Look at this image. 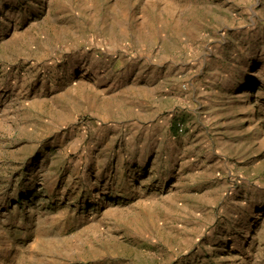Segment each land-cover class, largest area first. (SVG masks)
I'll return each mask as SVG.
<instances>
[{"label": "rangeland", "instance_id": "rangeland-1", "mask_svg": "<svg viewBox=\"0 0 264 264\" xmlns=\"http://www.w3.org/2000/svg\"><path fill=\"white\" fill-rule=\"evenodd\" d=\"M0 264H264V0H0Z\"/></svg>", "mask_w": 264, "mask_h": 264}, {"label": "built area", "instance_id": "built-area-1", "mask_svg": "<svg viewBox=\"0 0 264 264\" xmlns=\"http://www.w3.org/2000/svg\"><path fill=\"white\" fill-rule=\"evenodd\" d=\"M180 129H181V130H183V128H182V127H180Z\"/></svg>", "mask_w": 264, "mask_h": 264}]
</instances>
